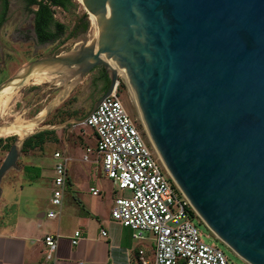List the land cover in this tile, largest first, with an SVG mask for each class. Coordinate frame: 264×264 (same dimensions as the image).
I'll return each instance as SVG.
<instances>
[{"label":"water","instance_id":"obj_1","mask_svg":"<svg viewBox=\"0 0 264 264\" xmlns=\"http://www.w3.org/2000/svg\"><path fill=\"white\" fill-rule=\"evenodd\" d=\"M96 17L68 53L33 60L0 85L34 72L80 83L101 67L109 95L122 71L149 140L216 239L247 264H264V0H82ZM46 110V114H48ZM40 129V128H39ZM29 134H33L29 133ZM24 137L0 164L17 169ZM0 185V196H1Z\"/></svg>","mask_w":264,"mask_h":264},{"label":"rangeland","instance_id":"obj_2","mask_svg":"<svg viewBox=\"0 0 264 264\" xmlns=\"http://www.w3.org/2000/svg\"><path fill=\"white\" fill-rule=\"evenodd\" d=\"M72 2L73 5L68 10L59 6L51 7L54 19L64 24L66 28L62 36L50 43H39L34 33L33 13L26 7L25 1L9 0L7 20L0 26V85L21 72L33 60L68 53L73 49L74 42L85 33L87 27L85 31L73 37L67 36L68 32L78 20L87 17L88 14L79 0H72ZM87 33L89 40L96 36L95 26L90 24ZM96 73L97 70L92 71L75 85L52 82L41 85L24 84L18 88L0 124L3 121H11L13 115L20 117L19 119L35 117L41 108L49 112L40 119V129L24 136L21 155L17 160L18 168L10 169L5 174L12 179L15 178L17 171H22L23 189L8 190L10 188L6 186V178L2 180L3 199L11 197L3 212L6 214L4 219L12 220L17 214L32 216L35 214V204L40 206V212L47 210L53 181L52 155L56 150L70 156L68 168L79 177H87L89 174L92 177L103 176L100 165L95 162L96 137L93 130L83 124L66 123L71 118L77 119L85 115L91 109L95 99L102 93L100 88L94 90L90 85ZM119 81L125 106L132 115L137 116L134 100L125 79L119 77ZM45 131L47 133L43 136V142L37 143L38 139L33 137ZM7 137L10 138L6 139ZM7 137H2L4 140L0 142V164L17 136ZM86 148H89L91 152L86 153ZM84 154L88 156V161L82 159ZM31 179L33 180L30 181ZM28 181L31 182L30 185ZM108 183V187L111 188L113 186L111 181L108 180ZM113 189H115L114 198L121 194L114 186ZM65 191L67 192L66 189ZM196 220L193 223L201 233L204 242L222 250L230 264H245L228 247L214 238L205 225ZM145 236L149 238L150 234L146 233ZM135 241L137 248L142 247L150 253L153 244L150 239Z\"/></svg>","mask_w":264,"mask_h":264},{"label":"built area","instance_id":"obj_3","mask_svg":"<svg viewBox=\"0 0 264 264\" xmlns=\"http://www.w3.org/2000/svg\"><path fill=\"white\" fill-rule=\"evenodd\" d=\"M120 88L118 78L111 93L101 100L83 125L95 134L96 162L121 192L113 199L112 220L128 227L134 240L150 239L153 243L150 253L137 248L133 264H230L222 250L202 240L193 223L195 219L201 222L200 218L165 169L139 115H132L125 106ZM89 152L86 148V153ZM52 158L49 199L52 208L45 213L49 219L57 217L62 205L70 159L58 150ZM82 158L87 160L88 156L84 154ZM90 191L93 195L98 193L95 188ZM146 233L150 234L149 238ZM100 234L105 236L106 232L101 229ZM79 236L75 231L71 237L73 245ZM58 238L55 234L42 238L47 264H54Z\"/></svg>","mask_w":264,"mask_h":264},{"label":"crops","instance_id":"obj_4","mask_svg":"<svg viewBox=\"0 0 264 264\" xmlns=\"http://www.w3.org/2000/svg\"><path fill=\"white\" fill-rule=\"evenodd\" d=\"M12 117L21 120L16 115ZM17 172L12 179H9L8 175L3 176L6 178V186L10 188L8 190L23 189L24 174L22 171ZM102 175L92 177L89 174L81 178L67 165V183L63 191L62 205L54 219L45 215L52 208L50 201L46 211L40 212V206L35 204V214L32 216L17 214L12 220L4 219L6 214L3 212L11 197H2V178L0 264H47L42 241L46 234L59 236L54 264H133L137 250L136 241L128 227L112 220L110 212L113 206L114 184L110 180L113 186L109 188V179L103 172ZM90 188L97 189L98 193L93 195ZM101 229L106 232L105 236L100 234ZM75 231H78L80 236L78 242L73 245L71 237Z\"/></svg>","mask_w":264,"mask_h":264},{"label":"trees","instance_id":"obj_5","mask_svg":"<svg viewBox=\"0 0 264 264\" xmlns=\"http://www.w3.org/2000/svg\"><path fill=\"white\" fill-rule=\"evenodd\" d=\"M26 7L33 13L34 32L39 42L56 40L65 32L64 24L55 20L53 17L52 6H59L68 10L73 5L72 0H24ZM33 7L35 9H33ZM8 0H0V26L7 19ZM53 26V30L50 26ZM104 83L101 91H105L108 85V79L104 73ZM45 132H40L33 138H37V143L43 142ZM7 137L6 139H9ZM4 139L0 138V142Z\"/></svg>","mask_w":264,"mask_h":264},{"label":"bare ground","instance_id":"obj_6","mask_svg":"<svg viewBox=\"0 0 264 264\" xmlns=\"http://www.w3.org/2000/svg\"><path fill=\"white\" fill-rule=\"evenodd\" d=\"M79 1L82 3V0H79ZM89 19H90L91 25L95 26V34L97 35L98 28L96 25V17L93 15H89ZM93 38H95V36ZM102 59L108 62L111 66L117 68L119 77L125 79L120 68H118L113 63L112 60L106 57H103V56H102ZM50 82H51V77L49 75L34 72L26 79L24 84L41 85V84L50 83ZM17 92H18V88H13V87H7L0 92V120L3 119L4 116H6V111ZM46 110L47 109L45 108H41L39 112L36 113L37 115L32 118H23L21 120H16L15 118L11 117L12 119L11 121L9 122L3 121L0 124V138L7 137L10 135H14L19 138H22L25 135L34 132L35 130L39 128L40 121H41L40 119L46 114Z\"/></svg>","mask_w":264,"mask_h":264},{"label":"flooded vegetation","instance_id":"obj_7","mask_svg":"<svg viewBox=\"0 0 264 264\" xmlns=\"http://www.w3.org/2000/svg\"><path fill=\"white\" fill-rule=\"evenodd\" d=\"M8 6H9V0H8ZM6 20L1 24V26L6 22ZM33 25H34V22H33ZM86 27H87V23H86V21H85V19L83 17L82 19L78 20L75 23V25L73 26V28L68 32V35L67 36L73 37L74 35H76L78 33H81L83 30L85 31ZM50 28L53 30V26L52 25L50 26ZM36 39H37V37H36ZM57 39H59V38H57ZM52 41H54V40H49V41H46V42H39V41L38 42L39 43H50ZM94 70H97V73L95 74L94 77H92V79L90 81L91 82L90 85H91L92 89H94V90L95 89H98V88L101 89L102 86H103V83H104V79H105V77H104V71H103V69L101 67H96L92 71H94ZM83 116L84 115H82L80 117H83Z\"/></svg>","mask_w":264,"mask_h":264}]
</instances>
